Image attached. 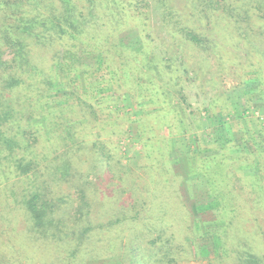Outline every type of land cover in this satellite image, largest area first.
Masks as SVG:
<instances>
[{"label":"rangeland","instance_id":"1","mask_svg":"<svg viewBox=\"0 0 264 264\" xmlns=\"http://www.w3.org/2000/svg\"><path fill=\"white\" fill-rule=\"evenodd\" d=\"M142 2L144 15L126 18L119 31L108 33L126 54L148 50L157 62L166 58L175 80H146L144 100L131 99L137 93L122 84L104 93L110 84L95 66L96 55H82L91 72L83 86L92 89L82 93L80 117L89 126L79 139L65 142L56 133L49 144L35 146L42 170L36 175L15 177L0 161V229L10 232L9 255L16 264H67L79 229L86 227H92L88 243L70 264H168L170 258L171 264H252L245 254L264 264V201L249 195L259 192L252 184L259 173L242 161L249 155L256 163L257 153L264 163V0ZM186 28L203 43L188 39ZM115 43L111 39L105 49ZM146 88L154 92L144 93ZM241 152L239 165L234 157ZM206 158L226 165L220 183L226 178L235 194V213L216 211L212 194L219 187L198 170ZM65 163H71L66 174L59 170ZM211 173L217 175L216 169ZM171 178L174 183H164ZM41 183L63 213L67 236L59 244L39 239L26 206L14 202L12 191L22 201L32 192L38 196ZM82 195L95 201L92 208L82 206ZM177 206L188 213L190 227L179 212L172 216ZM163 208L172 209L165 219ZM152 224L166 230L170 253L151 234ZM131 240L140 255L130 249Z\"/></svg>","mask_w":264,"mask_h":264},{"label":"trees","instance_id":"2","mask_svg":"<svg viewBox=\"0 0 264 264\" xmlns=\"http://www.w3.org/2000/svg\"><path fill=\"white\" fill-rule=\"evenodd\" d=\"M142 1L147 2V0H0V11L3 14V22L0 25V161L3 160L2 166H6L7 168H4L10 171V174L20 177L29 175L33 171L35 175L37 172H42L41 169H37L40 162L33 154L35 146L38 148L39 145L44 147L49 144L56 133L61 135L62 141L72 143L75 139H79L78 133L84 131L86 125L89 126L88 120L80 117L82 93L92 89L87 87L86 90L83 86V81L88 82L91 76V72L83 63V54L89 56L95 54L97 70L103 71L108 76L104 77V80L110 86L101 90L104 93L122 84L127 86L128 91L137 93L138 96H131V99L144 100L146 96L140 93L146 80H151V84L157 82L156 77L159 82L166 77L170 81L175 80V74L169 77L170 68L164 65L167 62L166 58L157 62L150 57L151 52L148 50L126 54V51L121 50L117 44L115 34L108 33L111 28L116 32L119 31L126 23L124 19L144 15L146 12L142 8ZM158 2L163 3L166 0H158ZM184 32L186 37L196 44L203 43L202 39L191 30L186 28ZM111 39L116 43L106 50L105 47ZM59 46L62 48H58ZM7 53L11 55L9 59L4 58ZM149 92L154 90L146 88L144 91L148 94ZM55 93L60 96L52 97ZM167 93L163 92L164 95ZM71 95L75 99L71 98ZM53 104H58L56 106L58 113L54 117L51 114L54 109ZM254 154L255 152H250V156ZM244 155L241 152L234 157L239 159L237 160L239 165ZM260 155L262 154L256 153V163L250 161L249 155L242 159L244 167L257 166L259 174L255 179L256 182L252 184L257 185L259 192L257 194L249 192V195L256 197L253 196V200H257V203L264 201L262 167L264 163L262 159L260 160ZM211 162L212 168L217 172L215 176L211 173L212 168L209 167ZM202 163L198 170L202 171L204 178L212 177L213 183L219 187L214 189L215 193L212 194L216 211L235 213L237 209L234 208L235 194L233 191H228L229 184L226 178H224V186L220 183V177L228 174L226 165L214 158H206ZM45 165L46 168L49 167V164L45 163ZM70 168L71 163H65L59 170L66 174ZM43 178L46 181L47 176L43 175ZM174 181L171 178L164 183H174ZM213 186L211 184L209 188ZM39 188L42 190L38 191V196L32 192L22 201L17 198L15 191H12L14 202L16 205L26 206L34 223V233H38L39 239L48 242L49 238H55L53 242L59 244L67 236L60 218L63 216L62 210L50 199L47 189L44 191V184H39ZM81 198L82 206L92 208L94 200L89 202L86 195H82ZM152 211L158 212V210ZM169 211L172 209L160 210L161 218L165 219L169 216ZM174 212L175 214L179 212L182 224L185 227L189 224L190 227L191 222L187 218V212L178 206L172 211V216ZM0 217L2 222H5L1 214ZM113 224L112 222L109 225ZM161 224L166 225L165 220ZM91 228L79 229L80 235L72 245L69 252L70 261L67 264L73 262L83 252ZM150 232L157 233L156 240L164 242V246H167L166 252L170 253L172 245L166 242V230H162L159 224H152ZM140 234L144 237L142 233ZM60 236L61 238L57 239ZM172 237H175V234ZM217 240H220L217 246L222 247L221 237H217ZM131 241L133 244H130V249L140 255L139 245L135 244L134 240ZM155 243V240H151V244ZM4 246L6 250L3 249ZM11 247L10 232L0 229V264L17 263L9 255ZM167 256L169 258L170 254ZM248 256V263L259 262L257 258L245 254V257ZM173 260V258L167 259V263L171 264ZM151 262L150 260L148 263Z\"/></svg>","mask_w":264,"mask_h":264}]
</instances>
